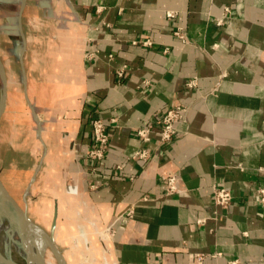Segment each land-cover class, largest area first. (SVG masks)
<instances>
[{"label":"crops","instance_id":"crops-1","mask_svg":"<svg viewBox=\"0 0 264 264\" xmlns=\"http://www.w3.org/2000/svg\"><path fill=\"white\" fill-rule=\"evenodd\" d=\"M63 1L58 9L72 21L54 18L60 35L46 41L49 80L38 101L27 44L28 95L46 148L28 197L42 184L53 199L71 201L80 220L113 228L107 248L116 264H197L198 255L202 264H264V207L255 198L264 186V0ZM226 7L230 15L217 25ZM170 106L187 108L186 123L169 143H142L136 130L156 125ZM27 114L39 159L23 191L43 152ZM93 119L109 136L96 162L87 156ZM51 148L62 165L47 178ZM142 149L147 161L134 156ZM169 175L179 178L178 194L165 193ZM215 189L231 193L227 207L214 205ZM144 196L151 200L140 202ZM130 206L132 218L120 222ZM56 229L57 211L52 235Z\"/></svg>","mask_w":264,"mask_h":264},{"label":"rangeland","instance_id":"rangeland-1","mask_svg":"<svg viewBox=\"0 0 264 264\" xmlns=\"http://www.w3.org/2000/svg\"><path fill=\"white\" fill-rule=\"evenodd\" d=\"M19 5L20 0H0V61L7 81L5 107L0 117V181L6 197L14 206L15 201L21 205L24 186L39 159L35 130L27 114H30V111L24 98L17 61L20 44L17 30ZM60 5L66 3L63 0H27L22 12V29L29 47L27 73L31 77V86L35 89L33 95L37 101L44 95L42 87L47 85L49 80L44 70L50 63L46 41L60 35L54 18L62 17L63 20L72 21L68 11L61 9V12L58 9ZM71 24L68 23L67 26L72 27ZM40 110L37 108L38 112ZM55 123V120L53 125L52 121L50 122L51 128L58 127ZM49 153L50 169L47 178L58 175L57 170L62 165L60 154H57L55 149L51 148ZM46 187L52 192L57 190V185L53 183ZM38 189H34L32 195L26 197L27 203L21 207L25 208L31 222L57 248L55 254L52 250L45 252V263L112 264L110 249L107 250L111 242L107 228L98 229L93 221L88 222L83 216L80 220L76 206L71 201L53 199V195L44 189V185L40 184ZM74 192V188H71L69 193L73 195ZM1 210L3 209L0 208L3 213ZM56 211L57 229L52 235L50 226L53 212ZM8 220L9 218H4L3 223L8 224ZM11 256L14 264H25L20 255L12 253Z\"/></svg>","mask_w":264,"mask_h":264},{"label":"built area","instance_id":"built-area-1","mask_svg":"<svg viewBox=\"0 0 264 264\" xmlns=\"http://www.w3.org/2000/svg\"><path fill=\"white\" fill-rule=\"evenodd\" d=\"M223 17L218 20L217 25H222L226 18L230 15V9L228 7L224 8ZM168 18L174 17L173 13H167ZM176 37L181 40V42H186L185 34L179 29L175 32ZM144 46H151V42L146 40L143 42ZM124 77V69L118 73V78ZM196 79L190 80L185 84L187 89H192L196 87ZM187 108L185 106H170L165 109V111L158 118L156 125H147L141 128H138L135 132L136 137L142 143H149L154 136L158 139L159 144L169 143L177 134L176 126L178 124L184 125L186 123ZM114 121V120H112ZM106 123L101 119H93L91 121L90 127V136L92 147L88 150L87 156L88 159L92 162L100 161L104 159L105 153L109 145V136L106 130ZM134 156L140 161H147L149 155L148 151L145 149L138 150L134 153ZM179 178L175 175H169L162 181V186L165 190L166 195L170 196L173 194H178L180 188L178 187ZM256 202L259 206L264 207V186L258 188L256 195ZM151 199L149 196H144L141 198L140 202H149ZM232 200V195L228 190L224 189H215L213 195L214 205L219 208L227 207ZM134 213L133 206L128 207L119 217L120 222H125L128 219L132 218ZM197 224L204 225L205 220L201 219L197 221ZM109 234V238L112 239L114 236L113 228L109 227L106 229ZM220 254L211 256L213 258L219 257ZM204 260L203 256L198 255L196 257V263L202 264ZM230 264H239L238 261H231Z\"/></svg>","mask_w":264,"mask_h":264},{"label":"bare ground","instance_id":"bare-ground-1","mask_svg":"<svg viewBox=\"0 0 264 264\" xmlns=\"http://www.w3.org/2000/svg\"><path fill=\"white\" fill-rule=\"evenodd\" d=\"M0 208L3 209V213L0 212V264H14L12 253L20 255L26 264H46L45 252L52 250L55 254L57 248L28 218L21 220L15 213V218H11L15 206L6 197L1 183ZM4 218H9L8 224L3 223ZM112 264L116 263L113 261Z\"/></svg>","mask_w":264,"mask_h":264},{"label":"water","instance_id":"water-1","mask_svg":"<svg viewBox=\"0 0 264 264\" xmlns=\"http://www.w3.org/2000/svg\"><path fill=\"white\" fill-rule=\"evenodd\" d=\"M26 1L27 0H20V5L18 8V15H17V30L19 33V53H18V68H19V74L21 76V82H22V86H23V93H24V98L27 102L31 117L33 118V121L35 123L36 129H37V136L39 139V142L41 144V146L43 147V152L41 154L39 163L37 165V168L30 180V182L28 183V185L26 186L22 196H21V205H25L26 203V197L28 196L32 185L34 184L36 178H37V174L39 173L41 166L43 165L45 156H46V148L42 139V128H41V122L40 119L37 115V113L34 110V107L30 101L29 95H28V83H27V75H26V71H25V66H24V62H25V56H26V50H27V40L25 38L23 29H22V12L25 8L26 5ZM0 79H1V99H0V117L3 113L4 107H5V100H6V96H7V81H6V77H5V71H4V67L0 61ZM21 205L19 203H17L15 201V208L14 211L12 213V217L11 218H15V215H17V217L21 220H25L28 218L27 213L25 208H22ZM30 220V219H29ZM12 222H14L11 219ZM15 224V223H14ZM24 260V259H23ZM25 263V261H24ZM26 264V263H25Z\"/></svg>","mask_w":264,"mask_h":264}]
</instances>
